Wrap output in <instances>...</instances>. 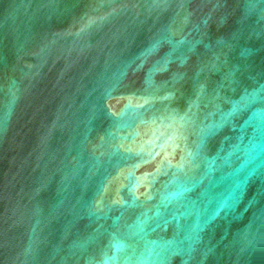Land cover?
<instances>
[{
  "label": "water",
  "instance_id": "water-1",
  "mask_svg": "<svg viewBox=\"0 0 264 264\" xmlns=\"http://www.w3.org/2000/svg\"><path fill=\"white\" fill-rule=\"evenodd\" d=\"M0 264H264V0H0Z\"/></svg>",
  "mask_w": 264,
  "mask_h": 264
}]
</instances>
